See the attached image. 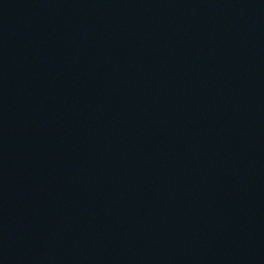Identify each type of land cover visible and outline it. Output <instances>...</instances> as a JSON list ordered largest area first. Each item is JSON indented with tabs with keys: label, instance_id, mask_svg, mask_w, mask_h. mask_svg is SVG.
<instances>
[{
	"label": "water",
	"instance_id": "obj_1",
	"mask_svg": "<svg viewBox=\"0 0 264 264\" xmlns=\"http://www.w3.org/2000/svg\"><path fill=\"white\" fill-rule=\"evenodd\" d=\"M0 264H264V0H0Z\"/></svg>",
	"mask_w": 264,
	"mask_h": 264
}]
</instances>
